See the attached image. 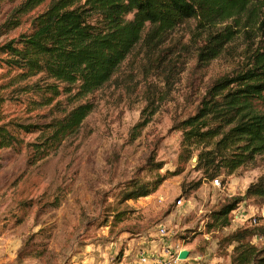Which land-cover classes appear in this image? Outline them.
<instances>
[{
    "label": "rangeland",
    "instance_id": "rangeland-1",
    "mask_svg": "<svg viewBox=\"0 0 264 264\" xmlns=\"http://www.w3.org/2000/svg\"><path fill=\"white\" fill-rule=\"evenodd\" d=\"M16 4L0 3V45L30 28L24 22L4 33ZM191 26L180 27L166 44L181 71L173 83L165 84L154 71L143 74L145 53L138 45L123 66V86L99 92L80 132L49 157L34 161L30 144L39 134L21 133V146L0 150V264H139L142 251L160 256L154 250L161 245V225L169 230L167 243L180 242L190 252L180 264H232L235 245L224 238L237 229L264 228V204L255 198L239 205L242 221L210 228L212 214L244 196L264 174V154L254 165L219 177L220 187L195 169L197 152L189 161L180 159L183 135L177 123L194 115L206 89L233 67L226 57L199 66ZM5 72L0 70V85L7 82ZM3 93L12 98L2 107L5 122H47L42 114L48 109L31 112L27 96L11 89ZM146 119L148 124L135 130ZM163 176L154 193L127 200L133 186H151ZM180 198L183 205L177 204ZM254 219L257 224L251 225Z\"/></svg>",
    "mask_w": 264,
    "mask_h": 264
},
{
    "label": "trees",
    "instance_id": "trees-1",
    "mask_svg": "<svg viewBox=\"0 0 264 264\" xmlns=\"http://www.w3.org/2000/svg\"><path fill=\"white\" fill-rule=\"evenodd\" d=\"M17 3L5 32L30 24L28 31L0 45V150L23 144L21 133L39 134L34 161L49 157L76 136L108 86H123V66L138 45L144 48L142 72L154 71L165 84L181 73L166 44L190 24V42L199 66L228 58L231 72L206 89L194 115L177 123L182 131L180 159L197 152L195 169L213 181L254 165L264 154V0H0ZM43 6L44 9L37 12ZM26 18V19H25ZM25 19V20H23ZM3 35V34H2ZM238 42H241L238 44ZM184 48L185 45H183ZM28 97L29 110L48 109L47 122H5L6 90ZM149 103L152 101L148 97ZM154 111L150 113L153 115ZM146 119L136 129L148 124ZM162 164L158 165V169ZM176 175V174H172ZM137 184L127 194L136 200L154 193L166 180ZM201 186L196 183L194 190ZM264 204V174L212 214L214 228L231 226V215L246 199ZM237 229L224 241L235 245L232 264H264V246L252 241L264 228Z\"/></svg>",
    "mask_w": 264,
    "mask_h": 264
},
{
    "label": "built area",
    "instance_id": "built-area-1",
    "mask_svg": "<svg viewBox=\"0 0 264 264\" xmlns=\"http://www.w3.org/2000/svg\"><path fill=\"white\" fill-rule=\"evenodd\" d=\"M212 184L215 187H220L221 186V181L219 178L215 179L212 181ZM183 198H180L177 201L178 205H183ZM240 209H238L237 211H234L233 213V221H242L243 218V213H238ZM257 224V220L254 219L252 221L251 225H256ZM158 233L159 236L161 238V245L158 247V249L154 250V252H158L160 254L159 257L157 256H152L150 257L149 254L147 253V251H142L139 253V264H149L152 262V264H180L183 262L182 259H180V253L184 250H187V248L184 246V244L182 245L180 242H178L175 245H172V243H167L166 242V238L169 235V230L167 227L161 225L158 227ZM257 239L259 241H264V237L263 236H259L257 237ZM189 251V250H187ZM189 256H190V252H189Z\"/></svg>",
    "mask_w": 264,
    "mask_h": 264
},
{
    "label": "water",
    "instance_id": "water-1",
    "mask_svg": "<svg viewBox=\"0 0 264 264\" xmlns=\"http://www.w3.org/2000/svg\"><path fill=\"white\" fill-rule=\"evenodd\" d=\"M189 257V251L184 250L180 253V259L186 260Z\"/></svg>",
    "mask_w": 264,
    "mask_h": 264
}]
</instances>
